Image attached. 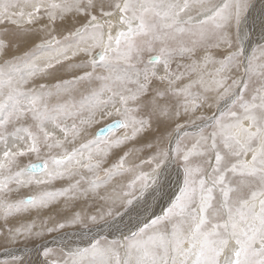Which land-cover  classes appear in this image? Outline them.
Wrapping results in <instances>:
<instances>
[{"label":"snow or ice","instance_id":"obj_1","mask_svg":"<svg viewBox=\"0 0 264 264\" xmlns=\"http://www.w3.org/2000/svg\"><path fill=\"white\" fill-rule=\"evenodd\" d=\"M0 248L264 264V0H0Z\"/></svg>","mask_w":264,"mask_h":264},{"label":"rangeland","instance_id":"obj_2","mask_svg":"<svg viewBox=\"0 0 264 264\" xmlns=\"http://www.w3.org/2000/svg\"><path fill=\"white\" fill-rule=\"evenodd\" d=\"M259 9V5H257V10ZM45 239L46 241L48 240H52V237L51 236H47V234L45 235ZM47 241V242H48ZM50 246V245H49ZM11 247V246H10ZM50 247H54V246H50ZM11 250H13L15 252V254L17 255H24L26 251L30 252V255H29V259H32L35 257V250L31 248V246H29V248L26 250L24 248V245L23 243H21L20 245L18 246H15V247H11ZM7 255H6V252H5V249L4 248H0V259H7Z\"/></svg>","mask_w":264,"mask_h":264},{"label":"bare ground","instance_id":"obj_3","mask_svg":"<svg viewBox=\"0 0 264 264\" xmlns=\"http://www.w3.org/2000/svg\"><path fill=\"white\" fill-rule=\"evenodd\" d=\"M46 240V239H45ZM48 241V240H47ZM48 245H50V246H54L55 247V245L52 243V240H49L48 242Z\"/></svg>","mask_w":264,"mask_h":264}]
</instances>
